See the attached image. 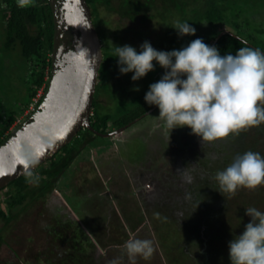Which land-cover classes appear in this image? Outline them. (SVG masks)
Here are the masks:
<instances>
[{"label":"rangeland","instance_id":"1","mask_svg":"<svg viewBox=\"0 0 264 264\" xmlns=\"http://www.w3.org/2000/svg\"><path fill=\"white\" fill-rule=\"evenodd\" d=\"M252 8L257 16L252 14V29L264 40V0H257ZM102 13L108 23L107 33L119 35L118 46L128 44L139 50L147 40L158 50L170 51L183 47L187 39L170 34L161 21L133 22L115 13ZM10 57L8 62L16 72V53ZM163 73L164 69L156 65L145 78L133 82L132 73H119L116 60L114 67L102 72L110 84L99 87L97 96L103 104L99 112L112 115L113 120L121 119L129 114L132 101L145 103L149 85ZM115 75L118 77L113 79ZM14 85L18 87L11 93L19 96L20 80L15 79ZM30 113L31 108L23 118ZM158 116L159 109L116 139L97 136L80 151L51 198L34 202L4 229L6 243L0 247V264H48L52 257H46L51 246L48 232L58 216L82 226L97 246L94 259L98 264H111L113 259L119 264H133L121 247L133 235L151 239L154 244L153 255L147 260L137 257L135 264H230L228 242L249 222L246 208L264 211V185L219 193L213 177L237 153L252 150L264 154V123L202 144L188 127L172 130L169 141L156 127ZM184 168L190 180L177 173ZM165 176L174 177L175 183L165 184ZM152 196L159 202L149 198ZM5 199V192H0L4 209ZM81 239L79 233L77 241ZM66 247L57 248L60 257Z\"/></svg>","mask_w":264,"mask_h":264},{"label":"trees","instance_id":"2","mask_svg":"<svg viewBox=\"0 0 264 264\" xmlns=\"http://www.w3.org/2000/svg\"><path fill=\"white\" fill-rule=\"evenodd\" d=\"M87 1L93 12V21L102 40L104 53L91 119L92 127L100 133H108L112 128L128 125L152 109L146 103L138 104L132 101V108L127 111L129 114H125L121 119L113 120L112 115L99 112L98 108L103 105L97 96L99 87L110 84V79L106 75L103 78L102 72L110 66H115L117 58L113 45L118 46L119 40L118 34L112 36L107 33L108 23L103 11L118 14L122 19L133 22L161 21L167 25L170 34H177L173 29L176 21L188 22L196 28V36H185L187 39L183 46L196 38H202L209 45L218 40L215 46L222 55L228 52L234 54L236 49L244 46L264 51V40L256 36L251 24L254 17H257L253 14L252 8L257 0ZM205 28L210 30L203 31ZM260 30L262 29L258 31ZM225 31L228 33L221 36ZM54 36V17L48 0H27L23 5L20 0H0V144L14 127L24 120L23 117L35 103L40 92H43V98L50 78ZM174 42L173 39L171 43ZM15 53L16 72L15 69H11L8 62V58ZM117 77L115 75L112 78ZM15 79L21 82L18 88L21 90L19 96L11 93L12 88L18 87L14 85ZM118 109L122 111L124 108L120 106ZM96 137L97 135L89 130L82 131L52 160L33 172L34 177H39L38 183H29V178L22 176L1 191L5 192L7 208L4 209L0 205V223H3L0 227V247L6 243L4 229L19 219L34 202L41 200L47 202L58 189L61 178L82 153L80 151L92 144ZM55 218V223L48 232L51 246L46 252V257L52 256L48 259V264H98L94 259L97 246L81 228L82 226L71 219L67 221L68 219L59 216ZM79 233L84 238L81 241H77ZM74 238L77 241L75 243ZM64 245L67 247L64 255L61 254L63 257H60L57 248Z\"/></svg>","mask_w":264,"mask_h":264},{"label":"clouds","instance_id":"3","mask_svg":"<svg viewBox=\"0 0 264 264\" xmlns=\"http://www.w3.org/2000/svg\"><path fill=\"white\" fill-rule=\"evenodd\" d=\"M173 29L179 37L196 36V28L188 22L178 20ZM113 48L119 73H132L133 82L145 78L156 65L164 69L161 78L149 85L144 100L159 109L156 127L169 141L177 128H190L203 144L264 123V51L259 48L244 46L234 54L222 55L218 47L202 38L170 51L158 50L147 40L139 50L128 44ZM177 173L191 179L186 168L177 169ZM26 175L29 183H38L39 177L32 171ZM213 179L219 193L264 185V154L252 150L237 153ZM245 215L249 222L228 242L230 264H264V211L252 206L245 209ZM121 247L133 264L137 257L147 260L154 252L151 239L134 235ZM111 264H119V260L113 259Z\"/></svg>","mask_w":264,"mask_h":264},{"label":"water","instance_id":"4","mask_svg":"<svg viewBox=\"0 0 264 264\" xmlns=\"http://www.w3.org/2000/svg\"><path fill=\"white\" fill-rule=\"evenodd\" d=\"M48 1L55 23L49 82L40 104L0 144V192L27 176L28 171L34 172L52 160L82 131L114 139L154 112L150 110L110 133H100L92 127L95 95L104 63L103 44L92 9L87 0Z\"/></svg>","mask_w":264,"mask_h":264},{"label":"flooded vegetation","instance_id":"5","mask_svg":"<svg viewBox=\"0 0 264 264\" xmlns=\"http://www.w3.org/2000/svg\"><path fill=\"white\" fill-rule=\"evenodd\" d=\"M153 109H154V112H153V113H155V112L158 110V108L155 107V106L152 107V109H150V110H153ZM150 110H149V111H150ZM145 114H146V113H145ZM136 120H137V119H136ZM140 121H141V120H140ZM133 122H134V121H133ZM137 123H138V122H137ZM137 123H136V124H137ZM125 126H127V125H125ZM125 126H123V127H125ZM134 126H135V124H134ZM123 127H121V128H123ZM132 127H133V126H132ZM117 129H120V128H117ZM117 129L112 128V129H110L111 131H109L108 133H110V132H112V131H114V130H117ZM127 130H128V129H127ZM104 134H105V133H104ZM95 135H96V134H95ZM139 138H140V137H139ZM114 139H116V138H114ZM114 139H113V140H114ZM85 148H86V147H85ZM85 148H83V151H84ZM164 183H165V184H169V183H171V184L173 183V184H174V183H175L174 177L171 178L170 176H168V177L165 176V177H164ZM174 189H176L175 186H174ZM176 190H177V189H176ZM150 196H151V195H150ZM146 197H147V196H146ZM149 198L152 199L153 201H158V202H159V200H160L159 198H158V200H156V197H155V199H154L153 196H152V197H149Z\"/></svg>","mask_w":264,"mask_h":264},{"label":"built area","instance_id":"6","mask_svg":"<svg viewBox=\"0 0 264 264\" xmlns=\"http://www.w3.org/2000/svg\"><path fill=\"white\" fill-rule=\"evenodd\" d=\"M43 92H40L37 99L35 100V103L31 106V112L36 109V105L39 103L40 99L42 98Z\"/></svg>","mask_w":264,"mask_h":264}]
</instances>
